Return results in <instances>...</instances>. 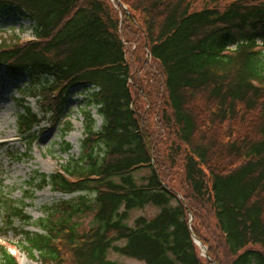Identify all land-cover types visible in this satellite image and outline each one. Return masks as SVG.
Listing matches in <instances>:
<instances>
[{
  "label": "trees",
  "instance_id": "16d2710c",
  "mask_svg": "<svg viewBox=\"0 0 264 264\" xmlns=\"http://www.w3.org/2000/svg\"><path fill=\"white\" fill-rule=\"evenodd\" d=\"M14 7L34 24L32 39L0 38L4 73L23 78L19 135L30 150L41 122L70 130L65 110L78 89L84 138L76 158L37 175L38 188L76 197L46 206L30 232L15 226L30 223L24 200L0 194L1 234L13 230L38 264H116L109 250L144 264H224L223 250L228 264H264V0H0V13ZM127 45L160 85L155 129L136 107ZM163 132L166 161L156 146ZM168 162L182 171L179 186ZM146 205L158 212L129 225V212ZM197 205L210 207L214 238L189 223ZM0 264H18L5 245Z\"/></svg>",
  "mask_w": 264,
  "mask_h": 264
},
{
  "label": "rangeland",
  "instance_id": "374dc122",
  "mask_svg": "<svg viewBox=\"0 0 264 264\" xmlns=\"http://www.w3.org/2000/svg\"><path fill=\"white\" fill-rule=\"evenodd\" d=\"M33 28L34 24L31 23L27 15L22 11H18L15 7L13 11L4 10L0 13L1 39H10L15 35L24 41L32 39L34 37ZM257 42L261 44V40L258 39ZM126 47L128 60L131 64V73L135 76L132 80V94L135 97L136 107L147 118L148 125L151 124V128L155 129L157 114L160 116V109L163 107L161 105L162 100L156 97L160 85L155 78L154 80L151 79L152 74H150L148 67L139 70V67H141L140 61H132V54H129V52L131 53L134 49V45H127ZM233 47L231 46V48ZM135 53L133 57L135 56L137 59L144 57V53L140 50H136ZM148 66L150 67V65ZM154 67L152 65V69ZM3 68V66H0V194L8 195L15 200H24L26 204L25 211L31 216L30 223L24 224L16 220L15 226L17 229L23 228L30 232L39 231L36 220L44 217L46 206L55 204L60 200L75 198L78 194L77 192L75 194H62L59 191L52 190L49 186L38 188L36 183L39 179L38 174L43 172L46 174L53 173L61 165H64L65 161L69 160L71 156L76 158L79 155L80 141L84 138V121L81 112L85 102H83L81 91L78 89L74 91L65 110L68 119L72 123L70 130L62 133L63 124H54L45 120L36 129V138L31 144V149L28 150L25 140L18 133L15 113L21 97L19 88L22 86L23 78L14 81L4 73ZM140 76L143 78H140ZM137 86H140L141 89L138 96L136 93ZM26 101L33 111L39 112V104L34 98L28 97ZM92 113L97 120L96 125L99 126L101 120L95 109L92 110ZM164 139H166V143ZM156 140H158L156 146L160 157L164 156L166 161V156L172 152L171 149L168 150L172 142L168 139L166 132H163L161 137L159 136ZM64 141L70 143L72 148L63 152ZM172 165V162H168L170 178L173 180L174 185L179 186L182 171L176 164L174 167ZM147 174L148 170L143 168L135 172V178L140 182L141 177ZM34 178L35 180H32ZM196 208L195 215H197L198 220H194V215L189 213V223L198 226L201 234L206 238H214L218 230L214 225L215 220L210 207L197 205ZM157 212L158 208L151 205H146L142 209H132L128 214V224L132 225L133 220L138 216L153 217ZM91 217L92 214H88L79 218L84 229L89 228L92 221ZM2 230L4 231V228L2 218H0V245H5L9 249L10 253L16 257L18 264H38L36 259L29 257L21 249L20 244H18L19 238L13 230L1 234ZM1 235L4 236L1 237ZM118 243L122 245L125 240L122 239ZM197 247H199V257H204V250L207 251V247L201 244ZM220 257L223 258L224 264H228V257H226L224 250L221 252ZM107 259L116 262V264H144L136 259L122 256L113 250H109ZM203 262L206 264L205 259H203Z\"/></svg>",
  "mask_w": 264,
  "mask_h": 264
},
{
  "label": "water",
  "instance_id": "95a60500",
  "mask_svg": "<svg viewBox=\"0 0 264 264\" xmlns=\"http://www.w3.org/2000/svg\"><path fill=\"white\" fill-rule=\"evenodd\" d=\"M194 241H195V243H196L197 245L200 244V241H199L197 238H194ZM205 251H206V250H205Z\"/></svg>",
  "mask_w": 264,
  "mask_h": 264
}]
</instances>
